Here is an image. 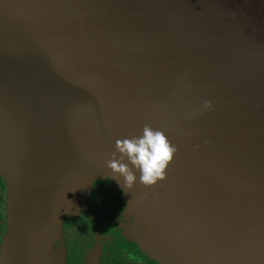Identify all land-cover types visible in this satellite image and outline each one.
<instances>
[{"label":"water","instance_id":"water-1","mask_svg":"<svg viewBox=\"0 0 264 264\" xmlns=\"http://www.w3.org/2000/svg\"><path fill=\"white\" fill-rule=\"evenodd\" d=\"M0 28V264H53L101 178L162 264H264V0H0ZM107 120L164 132V181L112 178Z\"/></svg>","mask_w":264,"mask_h":264},{"label":"flooded vegetation","instance_id":"flooded-vegetation-1","mask_svg":"<svg viewBox=\"0 0 264 264\" xmlns=\"http://www.w3.org/2000/svg\"><path fill=\"white\" fill-rule=\"evenodd\" d=\"M7 192L0 174V247L7 231ZM62 240L54 249L64 253L63 264H81L90 250L96 264H160L149 257L136 236L134 219L119 189L108 178L96 179L81 210L62 224Z\"/></svg>","mask_w":264,"mask_h":264},{"label":"clouds","instance_id":"clouds-1","mask_svg":"<svg viewBox=\"0 0 264 264\" xmlns=\"http://www.w3.org/2000/svg\"><path fill=\"white\" fill-rule=\"evenodd\" d=\"M204 107L209 109L211 101H205ZM176 153L177 148L162 130L145 125L139 137L115 141V150L106 166L112 178H122L125 191L132 190L137 181L136 172L139 183L148 188L166 179V169Z\"/></svg>","mask_w":264,"mask_h":264},{"label":"bare ground","instance_id":"bare-ground-1","mask_svg":"<svg viewBox=\"0 0 264 264\" xmlns=\"http://www.w3.org/2000/svg\"><path fill=\"white\" fill-rule=\"evenodd\" d=\"M5 30L7 31H11V28L7 27L5 28ZM2 29L0 28V36H2V33H1ZM15 35H18L19 33L17 31H14L13 32ZM17 54V53H15ZM5 57L7 61L9 62H12V63H15L13 58H12V55L9 54V53H6V52H0V57ZM15 56V55H14ZM16 57V56H15ZM20 63L16 64L17 66H20L19 65ZM22 65V64H21ZM25 66V65H23ZM25 70V67L23 68ZM54 73H56V70L54 69H51ZM56 76V75H55ZM104 119H106L105 117H103ZM106 125L108 127L107 128V136L104 137L102 139V141H98L96 142L91 148H90V151L93 152V153H98V152H106L104 153L105 155H109V156H112V153L114 152L115 150V141L117 139H124V138H128V137H123L122 135H120V131L116 128H114L115 126L112 124L111 121H106ZM110 135V136H109Z\"/></svg>","mask_w":264,"mask_h":264},{"label":"rangeland","instance_id":"rangeland-1","mask_svg":"<svg viewBox=\"0 0 264 264\" xmlns=\"http://www.w3.org/2000/svg\"><path fill=\"white\" fill-rule=\"evenodd\" d=\"M1 174V173H0ZM2 175V174H1ZM3 176V175H2ZM102 179V178H101ZM95 183V181H93V183H92V185ZM112 183V182H111ZM5 184H6V182H5ZM114 185V184H113ZM115 186V185H114ZM116 188V187H115ZM91 189H92V186H91ZM6 192H7V188H6ZM8 202V201H7ZM8 204V203H7ZM8 206V205H7ZM6 213H7V211H6ZM63 229V228H62ZM7 232V231H6ZM61 232H62V230H61ZM62 240V234H61V237H60V239L58 240V241H61ZM56 242V241H55ZM55 244V243H54ZM142 250H143V248H142ZM144 251V250H143ZM145 252V251H144ZM96 253V251L93 249V250H90L89 251V253L86 255V257H85V259H84V264H86L87 263V260H88V258L91 256V255H93V254H95ZM148 256H149V254L147 253V252H145ZM149 257H151V256H149ZM152 258V257H151ZM154 260H156L157 262H159L160 264H162L159 260H157L156 258H153ZM64 263V253L63 252H61V250L60 249H57V250H55L54 249V245H53V264H63ZM81 264H83V260H82V263Z\"/></svg>","mask_w":264,"mask_h":264},{"label":"trees","instance_id":"trees-1","mask_svg":"<svg viewBox=\"0 0 264 264\" xmlns=\"http://www.w3.org/2000/svg\"><path fill=\"white\" fill-rule=\"evenodd\" d=\"M134 219V218H133ZM134 227H135V221H134ZM134 230H135V228H134Z\"/></svg>","mask_w":264,"mask_h":264}]
</instances>
